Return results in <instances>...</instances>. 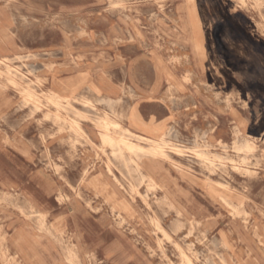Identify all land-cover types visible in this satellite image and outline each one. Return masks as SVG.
I'll use <instances>...</instances> for the list:
<instances>
[{
  "label": "rangeland",
  "instance_id": "rangeland-1",
  "mask_svg": "<svg viewBox=\"0 0 264 264\" xmlns=\"http://www.w3.org/2000/svg\"><path fill=\"white\" fill-rule=\"evenodd\" d=\"M0 264H264V0H0Z\"/></svg>",
  "mask_w": 264,
  "mask_h": 264
}]
</instances>
